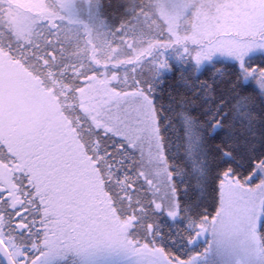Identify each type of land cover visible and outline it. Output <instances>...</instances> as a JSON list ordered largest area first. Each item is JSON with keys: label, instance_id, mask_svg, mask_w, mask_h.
Segmentation results:
<instances>
[{"label": "snow or ice", "instance_id": "snow-or-ice-1", "mask_svg": "<svg viewBox=\"0 0 264 264\" xmlns=\"http://www.w3.org/2000/svg\"><path fill=\"white\" fill-rule=\"evenodd\" d=\"M65 8L76 5L65 0ZM69 31L55 22L26 43L0 39L45 84L51 70L73 85L62 110L75 130L15 145L0 139V264L98 253L127 264H200L221 237L249 264H264V29L254 38L261 47L245 54L211 41L153 48L148 33L121 23L113 41L140 55L107 67L88 60ZM85 85L89 111L75 96ZM190 158L200 179L181 196L176 177ZM209 197L210 214L200 210ZM208 233V247L192 250Z\"/></svg>", "mask_w": 264, "mask_h": 264}, {"label": "rangeland", "instance_id": "rangeland-1", "mask_svg": "<svg viewBox=\"0 0 264 264\" xmlns=\"http://www.w3.org/2000/svg\"><path fill=\"white\" fill-rule=\"evenodd\" d=\"M4 1L5 19L18 36L27 30L39 33L45 26L38 21L50 20L69 29V36L78 39L82 54L101 67L130 63L140 55L127 44L113 41V32L99 15V0H71L76 5L73 12L65 8V0H10L12 6ZM150 6V10L139 12L124 26L134 28L136 35L148 33L153 48L167 45L171 49L182 42L207 47L211 41L246 54L261 47L254 38L264 29V0H151ZM9 9L10 18L6 13ZM225 55L216 52L214 61L224 60ZM250 55L253 58L259 54ZM48 75L52 85L45 84L42 75L28 64L17 63L0 50V139L15 145L25 137L37 135L74 137L75 130L62 110V95L72 84L57 82L51 70ZM88 79L98 78L91 74ZM88 91L85 85L77 95L84 111H89ZM208 235L211 240L212 234ZM95 260L98 264H127L106 253H99ZM200 264H249V257L239 250L235 240L221 237Z\"/></svg>", "mask_w": 264, "mask_h": 264}, {"label": "trees", "instance_id": "trees-1", "mask_svg": "<svg viewBox=\"0 0 264 264\" xmlns=\"http://www.w3.org/2000/svg\"><path fill=\"white\" fill-rule=\"evenodd\" d=\"M99 15L100 17L111 27V23L114 21H132L134 17L139 12H147L151 8V0H99ZM3 0H0V9H2ZM8 20L5 19V11L0 10V39L5 41V31L8 28ZM3 37V38H2ZM0 50L5 52V47H0ZM259 58V55L253 57V61L255 62ZM222 62V60H219ZM210 70V66H206L203 71ZM166 79H171V74H165ZM73 87V85H72ZM81 92V87L77 86L75 91V96L79 95ZM159 93H157V97ZM164 133L166 134L167 141V133L168 129L165 128ZM166 153L168 155L169 160L173 159L172 150L167 146H165ZM202 159V153H201ZM183 171L180 175L176 177L178 191L181 196H183V185L187 183L189 186H195L197 181L200 179V167L199 163L196 159L190 158L186 160V162L182 165ZM203 208L207 209V213H212L215 210V203L209 197L202 205L201 211ZM189 211L195 214L196 209L189 208ZM210 237L208 234L201 236L199 240L195 243L192 250L194 251H202L205 247H208V242Z\"/></svg>", "mask_w": 264, "mask_h": 264}, {"label": "flooded vegetation", "instance_id": "flooded-vegetation-1", "mask_svg": "<svg viewBox=\"0 0 264 264\" xmlns=\"http://www.w3.org/2000/svg\"><path fill=\"white\" fill-rule=\"evenodd\" d=\"M4 1V0H3ZM5 2V1H4ZM3 2V3H4ZM12 2V1H11ZM7 3L9 4V6H12L10 4V0H7ZM12 12V9H9L6 13L9 17L10 13ZM10 18V17H9ZM131 21V20H130ZM128 22H124V21H114L111 23V27L109 26V24L107 25V28L109 30H111L112 32H114L115 27L118 24H127ZM39 24L44 25V26H51L53 23L50 20H41L38 21ZM46 28V27H45ZM37 33H35L34 31H25L22 35L18 36L16 34L13 33L12 30V25L8 26V28L5 31V45L9 42L12 41L13 42V46L15 44L16 41H20L21 43H26L29 40H34L35 36ZM5 51H6V55L9 56L10 58H12V60L16 61L17 63H20L22 65H26V63L22 62L19 58L14 57L5 47ZM215 62H221L219 60L215 61ZM222 62H225L224 60H222ZM174 70H175V66H174ZM99 256V253L94 255L93 257L87 259V260H82L80 257L75 256L74 254H69L66 257H64L61 260L55 261L54 264H98V262L95 260V258H97Z\"/></svg>", "mask_w": 264, "mask_h": 264}, {"label": "water", "instance_id": "water-1", "mask_svg": "<svg viewBox=\"0 0 264 264\" xmlns=\"http://www.w3.org/2000/svg\"><path fill=\"white\" fill-rule=\"evenodd\" d=\"M45 27H47V26H45ZM3 52V51H2ZM4 54H6V51L5 52H3Z\"/></svg>", "mask_w": 264, "mask_h": 264}]
</instances>
